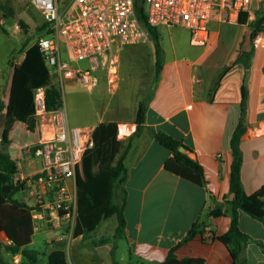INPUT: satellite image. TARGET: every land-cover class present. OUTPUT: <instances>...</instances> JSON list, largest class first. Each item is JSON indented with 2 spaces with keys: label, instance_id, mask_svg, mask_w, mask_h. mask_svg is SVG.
<instances>
[{
  "label": "crops",
  "instance_id": "crops-1",
  "mask_svg": "<svg viewBox=\"0 0 264 264\" xmlns=\"http://www.w3.org/2000/svg\"><path fill=\"white\" fill-rule=\"evenodd\" d=\"M254 19L241 24L215 17L203 45L195 44L184 27L153 26L162 64L157 80L158 57L151 34L141 43L117 44L102 55L101 66L93 70L97 81L91 89L74 79L75 84L65 83L54 74L61 90L70 96L71 116L67 105L65 109L72 127L94 131L103 122H117V138L123 145L131 142L125 159L127 179L115 195L117 203L126 199L122 238L128 251H118L122 238L115 239V216L98 226L109 233L107 236H73L66 220L47 210L46 198L32 197L23 186L15 197L29 208L13 205L0 195V241L30 248L43 232L44 254L38 264H160L176 246L179 259L235 264L229 249L217 239L228 232L231 218L213 216L212 212L224 207L230 195V141L240 119L244 89L247 131L241 141V179L247 194L264 187V47L252 46L250 23ZM62 51L63 58L71 61L67 49ZM77 65L91 68L87 61ZM4 78H0L1 86ZM145 98V127L139 137H133L137 111ZM161 131L183 142V153L201 166L202 174L179 164L158 143L155 133ZM9 137L7 150L22 176L38 173L42 159L31 147L40 140V122L34 132L17 122ZM197 221L201 232L179 245ZM239 223L252 238L242 259L246 264H264V219L241 212ZM101 239L110 241L96 244ZM1 251L13 263L21 259L19 254Z\"/></svg>",
  "mask_w": 264,
  "mask_h": 264
},
{
  "label": "trees",
  "instance_id": "trees-1",
  "mask_svg": "<svg viewBox=\"0 0 264 264\" xmlns=\"http://www.w3.org/2000/svg\"><path fill=\"white\" fill-rule=\"evenodd\" d=\"M0 11L4 16L13 15V8L10 1L0 3ZM136 13L142 25L155 41L157 51V64L155 78L160 76L162 64L160 60V43L158 37L147 21L143 0L136 1ZM239 23H247V15L242 13ZM264 10L261 8L256 18L250 26L253 31L264 27ZM24 29L26 24L21 21ZM44 36H51L54 31L51 24L44 22L39 29ZM20 53L23 58L20 62L10 61V80L6 97L0 94V114L5 115L4 130L1 137L0 149V195L7 202L22 208H29L25 202L19 201L15 196L22 189L20 181L14 183V176L19 172L17 162L12 158L7 150L10 145V132L17 122L26 124L29 131L34 132L38 125L35 115L34 90L38 87H46V102L48 110H56L63 107L61 87L53 82L52 75L46 65L45 58L40 51L38 42L29 45L24 43ZM220 75L216 79V84ZM74 83L68 79L65 83ZM215 89V85H214ZM245 89L242 102V109L239 122L232 134L230 148L232 151V166L230 179V195L225 198V206L212 212L213 216L227 215L231 218L228 232L217 237L229 249L235 264H246L242 259L245 246L252 239L240 228V213L244 212L257 219H264V187L253 194H247L241 179V169L243 164V154L241 141L247 131V121L245 113ZM147 100L145 98L139 105L136 117V130L133 137H139L145 127ZM118 123L109 121L99 124L93 131V144L83 153L80 173L77 185V216L73 228V236L82 235L84 238L91 236L103 220L115 216L118 226L115 239L124 237L126 229L125 204L115 200L116 190L127 179L128 170L125 165L127 153L131 147V142L126 145L117 138ZM155 138L160 145L169 150L175 160L184 166L191 167L195 172L202 174L201 166L190 158L186 153L180 151L184 146L183 142L164 133H155ZM37 145L31 147L35 152ZM201 232V224L197 221L189 230L187 236L181 241L184 244L191 240L196 234ZM110 239H101L96 244L109 242ZM116 246V245H115ZM114 246V248H115ZM172 248L164 262L160 264H206L200 258L179 259L176 256V249ZM1 249H5L11 256L20 255L21 259L17 263L4 258ZM44 253L39 250L18 245H7L0 241V264H38Z\"/></svg>",
  "mask_w": 264,
  "mask_h": 264
},
{
  "label": "built area",
  "instance_id": "built-area-1",
  "mask_svg": "<svg viewBox=\"0 0 264 264\" xmlns=\"http://www.w3.org/2000/svg\"><path fill=\"white\" fill-rule=\"evenodd\" d=\"M138 0H28L54 33L38 40L51 75L63 80L74 79L92 88L97 79L95 70L102 55L117 44H138L149 38L136 13ZM147 21L181 26L192 34L195 44L203 45L209 35V24L217 17L224 22H239L245 13L254 19L264 10V0H143ZM264 25V24H263ZM60 41L71 54L63 58ZM253 48L264 47V27L253 31ZM89 62L90 69L77 65ZM2 86L0 83V94ZM35 115L40 122L41 137L35 155L42 159V169L31 176L18 172L13 180L20 181L29 195L45 197L48 211L65 219L73 230L77 216V185L83 153L93 144V131L72 127L65 107L48 110L46 87L34 90Z\"/></svg>",
  "mask_w": 264,
  "mask_h": 264
},
{
  "label": "rangeland",
  "instance_id": "rangeland-1",
  "mask_svg": "<svg viewBox=\"0 0 264 264\" xmlns=\"http://www.w3.org/2000/svg\"><path fill=\"white\" fill-rule=\"evenodd\" d=\"M6 0H0L2 4ZM10 6L13 8V15L4 16V14L0 11V78L4 76L5 83L2 85V92L4 97H6V93L8 92L9 80L11 73L10 61L20 62L23 58V54L20 53L22 46L24 43H28L29 45L38 42V39L43 36L40 32V28L42 27L45 19L43 15L32 8L28 0H9ZM144 7L147 8V5L144 4ZM21 21L26 24V28L24 29L21 25ZM51 36H44V38H50ZM60 47L63 50V44L60 41ZM63 52V51H62ZM100 61L96 69L98 70L100 67ZM9 70V72H8ZM96 70V71H97ZM93 74V71H91ZM53 82L57 83L58 77H52ZM62 92V101L63 107L67 105L68 114L71 116L70 111V96L64 90ZM5 123V115H0V138L2 136V129ZM1 149V146H0ZM81 179V174L79 175ZM21 194V193H20ZM19 195V194H18ZM114 220L111 221V223ZM67 224V223H65ZM68 226V224H67ZM109 234V233H106ZM105 234V230L103 228H98L94 233L91 234L92 238H100L101 236H107ZM44 233L41 232L36 236V242L34 245H30L31 249L44 251ZM119 248L118 251H128V244L125 239L118 240ZM73 251H77V249H72Z\"/></svg>",
  "mask_w": 264,
  "mask_h": 264
},
{
  "label": "water",
  "instance_id": "water-1",
  "mask_svg": "<svg viewBox=\"0 0 264 264\" xmlns=\"http://www.w3.org/2000/svg\"><path fill=\"white\" fill-rule=\"evenodd\" d=\"M138 1H140V0H138ZM248 77H249V73H247V75H246V80H248ZM180 151H181V152H185L186 149H185L184 147H181V148H180Z\"/></svg>",
  "mask_w": 264,
  "mask_h": 264
}]
</instances>
